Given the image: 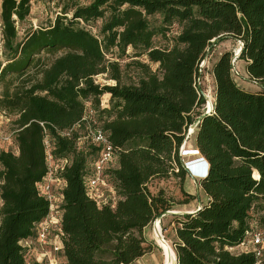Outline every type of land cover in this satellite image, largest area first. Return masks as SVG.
<instances>
[{
    "label": "trees",
    "instance_id": "obj_1",
    "mask_svg": "<svg viewBox=\"0 0 264 264\" xmlns=\"http://www.w3.org/2000/svg\"><path fill=\"white\" fill-rule=\"evenodd\" d=\"M53 1L61 14L19 41L17 28L30 17L33 0H0L8 51L6 62L0 61V110L16 116L18 148V154L0 151V264H28L22 243L36 237V226L49 215L50 204L37 188L48 174L47 135L54 157L70 160L60 174L66 183L61 241L67 264H134L143 258L151 249L144 230L172 210V201L149 185L176 170L185 180L180 149L200 118L195 143L209 164L201 182L209 201L177 218V264H254L253 255L230 249L242 243L254 214L264 213V0ZM153 17L160 18L159 26ZM96 21H102L100 37L81 26ZM159 35L172 36L173 45L155 46ZM228 38L244 44L238 59L262 90L251 93L236 83L234 52L226 51L212 69L214 111L204 116L196 89L200 65L209 49ZM129 49L133 58L148 61L131 63L141 72L133 84L122 82V67L109 59H123ZM58 52L64 54L51 62L42 57ZM102 75L115 85L98 84ZM102 97H110V107L101 106ZM87 104L101 114L117 152V167L106 171L115 207L99 206L87 193L88 171L101 151L85 139L79 144L92 125L83 122ZM76 125L81 127L70 136L62 134Z\"/></svg>",
    "mask_w": 264,
    "mask_h": 264
},
{
    "label": "rangeland",
    "instance_id": "obj_2",
    "mask_svg": "<svg viewBox=\"0 0 264 264\" xmlns=\"http://www.w3.org/2000/svg\"><path fill=\"white\" fill-rule=\"evenodd\" d=\"M82 2H87V0H81ZM61 14V7L57 5L56 1L53 0H33L32 9L30 17L27 19L26 22L20 24L18 26V39H21L25 36V34L33 29H42L50 26L56 17ZM151 22L154 26L160 25V18L153 17L151 18ZM81 26L88 31H90L93 35L100 37V29L102 26V21L92 22L90 24L82 23ZM173 29L175 31L178 29V26H174ZM172 37V36H171ZM167 38L164 36H157L155 38V46L160 48H170L173 45V41L171 42L172 38ZM241 47V42L237 41L236 39L228 38L224 39L221 42H218L213 46L212 49H209V58L208 62L203 67L201 73L196 80V89L199 91L200 94L205 93V95L211 94L213 99H215V79L212 74V69L214 64L219 60V58L226 52L232 51L234 53L239 52ZM116 53V52H115ZM64 53L58 52L55 54H47L44 53L42 55L43 59L51 62L58 57H61ZM127 55L123 59H118L116 55L115 58L109 56L111 61H116L120 64L123 69V79L122 82L125 84H133L137 83L138 77L140 75V70L137 66L131 65V63L135 60H139L145 63H148L146 58L135 59L133 58L134 52L133 50L129 49L126 53ZM8 51L5 48L4 40H3V23L1 19V4H0V61L2 63L6 62L8 58ZM234 55V54H233ZM234 57V56H233ZM233 60V58H232ZM237 69L239 71L240 77H235L236 83L244 90L257 93L262 90L259 83L250 80L247 73H246V62L242 59H237L236 61ZM151 68L154 72H158V66L151 64ZM34 71L31 73V75ZM97 83L100 85H115V82L110 80L107 75H102L96 78ZM20 82H16L18 85ZM4 86L0 85V98L3 95ZM203 97V96H202ZM204 98V97H203ZM204 106H202L201 111L206 113L207 111V101L205 100ZM101 106L110 107V97H102L101 99ZM87 118L88 121L92 120L97 123L101 127V114L99 112H94L92 110L91 104H87ZM16 119L15 115L9 114L7 112L0 110V151H12L16 150L17 145L15 140L13 139L12 142H6L3 138L10 136L14 133L16 126L14 121ZM189 131V130H188ZM197 134V130L195 132ZM196 134L190 137L189 140L186 141L184 144V148L180 149V156L182 158V162L184 168L188 172V176L185 180L175 176V173L178 172L176 170L168 179H155L153 180L149 188L154 193L157 194L162 191L165 196L172 201V210L166 214L161 220L156 222V224L149 225L144 230V235L148 241V246L151 247L150 252L146 254L143 258L135 262L134 264H168V258L166 251L163 247L161 241L158 240L156 236V230L160 229L163 238L166 242L170 244L172 248L175 247V243L177 242L176 238V228H177V218L180 215L171 214V212H195L200 207H203L205 204L208 203L209 199L205 195L202 187L201 182L207 176H203V169L201 165L198 163L202 161V164L206 161L203 159L202 155H199L196 147ZM188 133L186 134L187 137ZM185 137V140H186ZM52 165V163H50ZM113 166V165H111ZM91 167L89 168L90 171ZM199 170V171H198ZM88 171V173H89ZM202 177V178H201ZM255 177V175H254ZM256 178V177H255ZM258 179V178H256ZM108 180V179H107ZM109 183V182H108ZM109 188L102 190L104 194V198L106 201H113V194L110 191L111 188L113 189L112 185L109 183ZM62 187V184L59 182L54 183V194L57 198L60 197L62 191L59 189ZM188 195V196H187ZM62 213H59L58 216H61ZM56 215V213H54ZM264 213H255V219L261 221ZM159 226V227H158ZM31 241V246L27 250L26 259L29 264H67L66 259L64 258L62 251H59L58 248L61 247V235H59L58 230L55 226H51L50 233L48 236V240L46 244L42 243L39 239V226L36 227V237Z\"/></svg>",
    "mask_w": 264,
    "mask_h": 264
},
{
    "label": "built area",
    "instance_id": "obj_3",
    "mask_svg": "<svg viewBox=\"0 0 264 264\" xmlns=\"http://www.w3.org/2000/svg\"><path fill=\"white\" fill-rule=\"evenodd\" d=\"M208 58H209V54L205 56L203 62L201 63L199 73H201L203 67L208 62ZM231 65H232L233 78L240 77L236 65V60L234 62L232 61ZM199 95L203 96L207 101V106L205 109L207 112L204 114L210 115L214 111V102H213L212 111L210 112L208 109V100L205 93L202 94L199 93ZM83 122H88L87 115L84 117ZM91 124L92 125H90L87 128L86 137L80 140L79 144H82V141L85 139L90 141L92 144L100 147L101 151L99 153L98 158L91 165L89 175L86 179L87 193L88 196L94 201H96V203L99 206L110 205L112 207H115L117 196L114 189L111 188L110 190L114 197L112 202L110 201L108 202L105 200L102 190L106 188L108 189L110 187L107 180L108 178L106 175V171L108 169L117 167V163H118L117 152L116 149L110 143L108 136L106 135V132L103 130L102 126L100 127L99 125H97L95 121H93L92 123V120H91ZM80 127H81L80 125H76L73 129L64 131L62 134L64 136H70L73 130H77ZM14 134L15 132L10 136L3 138V140L5 139L6 142H12V140L14 139ZM44 147L47 157L48 174L44 178V180L37 185V188L39 194L49 202L50 212L48 217L43 222L38 224L36 227L39 226L40 241L46 244L51 226L56 227V229L59 232V235L62 234V227H61L62 214L61 216H58V214L62 213L61 206L64 201L63 190L66 187V183L63 179H61L60 174L70 164V160L69 159L58 160L54 157L53 154L54 146L48 135L44 139ZM12 152L18 154V148L16 150H12ZM50 163H52V165H50ZM1 171L2 168L0 167V172ZM55 182H59L60 184H62V187L59 188L62 191V194L60 195L59 198H57L54 194L53 187ZM3 183L4 180L0 175V212L3 206V200L1 197V187ZM54 213H56V215H54ZM30 244H31L30 240L22 243L23 247L26 250L30 248L31 246ZM62 249H63V245L61 241V247L58 248V250L62 251ZM230 251L237 255H242V254L253 255L255 258L254 264H264V219L261 221L257 219H253L250 223L249 229L246 232L245 238L242 241V243L239 246L230 249Z\"/></svg>",
    "mask_w": 264,
    "mask_h": 264
},
{
    "label": "bare ground",
    "instance_id": "obj_4",
    "mask_svg": "<svg viewBox=\"0 0 264 264\" xmlns=\"http://www.w3.org/2000/svg\"><path fill=\"white\" fill-rule=\"evenodd\" d=\"M240 51H241V47L239 49V52L236 53L237 54V59L239 58L238 55L240 54ZM237 59H236V61H237ZM206 97H207V100H208V109L211 112L212 111V107H213V97H212L211 94H209L208 96L206 95ZM196 129H197L196 128V125L194 127H192V129L190 130V134H189L188 140L190 139L191 136H193L195 134ZM186 213H193V212H176V213L171 212V214H174V215H183V214H186ZM159 223H161V221H159ZM154 224H156V223H154ZM156 236L157 237H155V238H158V240L161 241L162 244H163V247H164V249L166 251L167 258H168V264H176V254L174 252V249L170 246V244L168 242H166L164 240L163 235H162L160 229L159 230L158 229L156 230Z\"/></svg>",
    "mask_w": 264,
    "mask_h": 264
},
{
    "label": "water",
    "instance_id": "obj_5",
    "mask_svg": "<svg viewBox=\"0 0 264 264\" xmlns=\"http://www.w3.org/2000/svg\"><path fill=\"white\" fill-rule=\"evenodd\" d=\"M242 43V42H241ZM243 46H244V44L242 43L241 44V51H240V54L238 55V57H240V55H241V53H242V50H243ZM237 59V54L236 53H234V57H233V62L235 61ZM206 115H208V114H205L204 116H206ZM203 116V117H204ZM200 120H201V118L198 120V121H196L190 128H189V131H188V135H187V137H186V140L184 141V143H183V145H182V149L184 148V144L186 143V141L188 140V138H189V134H190V130L192 129V127H194L195 125H196V128L198 127V125H199V123H200ZM181 149V150H182ZM183 151V150H182ZM202 207H200L197 211H195V212H193V213H186V214H183V215H188V214H194V213H197V212H199V210L201 209ZM168 212H170V211H168ZM168 212H166V213H164L161 217H159L156 221H161L162 220V218L164 217V216H166V214L168 213ZM156 221H155V223H156ZM176 264H177V257H176Z\"/></svg>",
    "mask_w": 264,
    "mask_h": 264
},
{
    "label": "clouds",
    "instance_id": "obj_6",
    "mask_svg": "<svg viewBox=\"0 0 264 264\" xmlns=\"http://www.w3.org/2000/svg\"><path fill=\"white\" fill-rule=\"evenodd\" d=\"M198 163L201 165V167H199V169H200V168H203V169H204L202 175H203L204 177L207 176V175H208V171H209V164H208V162L205 161V162L202 164V161H199ZM198 171H199V170H198Z\"/></svg>",
    "mask_w": 264,
    "mask_h": 264
},
{
    "label": "crops",
    "instance_id": "obj_7",
    "mask_svg": "<svg viewBox=\"0 0 264 264\" xmlns=\"http://www.w3.org/2000/svg\"><path fill=\"white\" fill-rule=\"evenodd\" d=\"M203 169V168H202ZM204 170V169H203Z\"/></svg>",
    "mask_w": 264,
    "mask_h": 264
}]
</instances>
